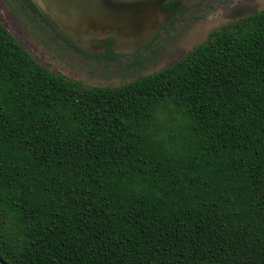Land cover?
Masks as SVG:
<instances>
[{
	"label": "trees",
	"instance_id": "obj_1",
	"mask_svg": "<svg viewBox=\"0 0 264 264\" xmlns=\"http://www.w3.org/2000/svg\"><path fill=\"white\" fill-rule=\"evenodd\" d=\"M0 259L264 264V10L118 87L50 72L0 21Z\"/></svg>",
	"mask_w": 264,
	"mask_h": 264
},
{
	"label": "rangeland",
	"instance_id": "obj_2",
	"mask_svg": "<svg viewBox=\"0 0 264 264\" xmlns=\"http://www.w3.org/2000/svg\"><path fill=\"white\" fill-rule=\"evenodd\" d=\"M169 2L134 19L127 34H67L37 4L39 14L22 0H0V21L50 72L92 86L118 87L171 66L212 30L264 10V0H180L164 10Z\"/></svg>",
	"mask_w": 264,
	"mask_h": 264
},
{
	"label": "water",
	"instance_id": "obj_3",
	"mask_svg": "<svg viewBox=\"0 0 264 264\" xmlns=\"http://www.w3.org/2000/svg\"><path fill=\"white\" fill-rule=\"evenodd\" d=\"M47 18L71 35L124 32L134 19L161 10L171 0H34ZM0 264H8L0 259Z\"/></svg>",
	"mask_w": 264,
	"mask_h": 264
},
{
	"label": "flooded vegetation",
	"instance_id": "obj_4",
	"mask_svg": "<svg viewBox=\"0 0 264 264\" xmlns=\"http://www.w3.org/2000/svg\"><path fill=\"white\" fill-rule=\"evenodd\" d=\"M172 1H174V4H173V6H172V8H173L175 5L178 4V2H179L180 0H172ZM172 1H170V2H172ZM170 2H169V3H170ZM170 9H171V8H170ZM170 9H169V10H170ZM164 10H165V9H164ZM110 45H111V42H108V43H107V46L109 47Z\"/></svg>",
	"mask_w": 264,
	"mask_h": 264
}]
</instances>
